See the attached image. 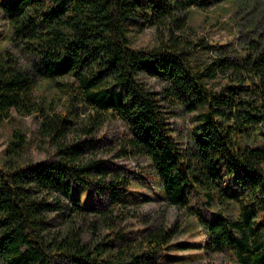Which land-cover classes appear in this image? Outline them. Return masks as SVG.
<instances>
[{
	"label": "trees",
	"instance_id": "trees-1",
	"mask_svg": "<svg viewBox=\"0 0 264 264\" xmlns=\"http://www.w3.org/2000/svg\"><path fill=\"white\" fill-rule=\"evenodd\" d=\"M222 1L0 0L9 40L27 57L20 66L10 52H0V123L12 110L37 112L43 135L56 141L49 161L0 166V264H160L172 246L171 230L162 228L117 234L115 243L91 244L75 229L48 235L47 213L63 204L47 202V193L70 197L73 186L91 188L99 202L84 207L76 197L69 210L104 218L136 192L119 168L90 157L98 139L58 143L72 122L37 102L41 82L62 89L68 108L93 110V131L112 117L125 123L122 155L146 159L156 179L151 188L196 218L203 252L264 264V49L252 43L234 58L196 63L210 45L184 33L191 7ZM132 26L154 27L156 44L133 47ZM227 71L231 81L215 89L212 83ZM145 72L161 82L158 90L143 80ZM174 107L194 113L185 143L172 134ZM11 138L13 158L24 135L14 130Z\"/></svg>",
	"mask_w": 264,
	"mask_h": 264
},
{
	"label": "rangeland",
	"instance_id": "rangeland-1",
	"mask_svg": "<svg viewBox=\"0 0 264 264\" xmlns=\"http://www.w3.org/2000/svg\"><path fill=\"white\" fill-rule=\"evenodd\" d=\"M187 24L184 33L188 38H202L210 45L207 51L195 55L196 63H206L217 57L234 58L249 50L252 43L259 49H264V0H225L203 9L191 7L187 13ZM9 27L8 19L0 6V52H10L12 62L25 66L27 57L11 44ZM130 36L133 47L138 49L151 48L157 42V31L154 27L139 29L132 26ZM143 75V80L151 89L160 88L161 82L156 77L147 72ZM232 77L233 74L227 71L217 77L212 85L217 89L230 82ZM63 79L73 80L69 76ZM34 96L37 102L44 105L50 103L56 113H65L71 120L72 123L67 125L69 129L64 131L57 140L58 143L98 139L100 144L89 150L90 157L102 160L110 169L119 168L122 174L132 179L130 187L136 192L131 193L125 204H122L125 207L114 208L113 213L104 218L97 217L92 212H87L84 216H74L69 210L74 207L72 199L76 197L84 207L96 205L99 198L91 188L73 186L70 197L45 194L47 202L54 203L58 200L63 204L62 210L47 213L49 236L55 237L61 231L75 229L81 233L83 241L91 244L109 241L115 243L117 234L134 236L135 230L162 228L171 230L173 237L169 241L172 245L170 250L162 251L160 264H237L226 251L214 254L203 252L199 248L203 235L196 218L186 208L171 204L156 188H151L156 179L146 159L122 155L120 142L125 139L129 130L121 119L109 118L93 131L90 123L93 110L81 105L76 109L68 108L67 95L62 89L41 82L36 87ZM193 118L194 113H183L176 107L169 110L172 134L179 142L185 143L189 139L194 125ZM41 120L42 117L37 112L21 114L12 110L10 117L0 123V166H8L10 163L24 166L46 162L52 158L53 144L56 141L43 135ZM14 130L23 133L24 147L18 155L11 158L7 148ZM60 212L70 214V217L62 219Z\"/></svg>",
	"mask_w": 264,
	"mask_h": 264
}]
</instances>
